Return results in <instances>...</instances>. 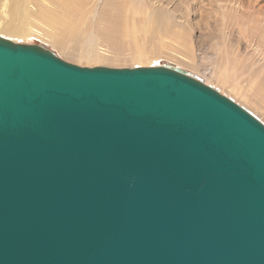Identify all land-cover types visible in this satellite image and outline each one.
Instances as JSON below:
<instances>
[{
  "label": "water",
  "instance_id": "95a60500",
  "mask_svg": "<svg viewBox=\"0 0 264 264\" xmlns=\"http://www.w3.org/2000/svg\"><path fill=\"white\" fill-rule=\"evenodd\" d=\"M0 264H264V124L174 66L0 37Z\"/></svg>",
  "mask_w": 264,
  "mask_h": 264
},
{
  "label": "rangeland",
  "instance_id": "374dc122",
  "mask_svg": "<svg viewBox=\"0 0 264 264\" xmlns=\"http://www.w3.org/2000/svg\"><path fill=\"white\" fill-rule=\"evenodd\" d=\"M223 1L226 0H88L80 15L73 19L77 25H74V21L70 24L76 28L70 27L73 30L70 33L63 26L60 32L57 26L42 15L47 12L58 13L59 8L50 0H0V37L21 44L45 46L65 61L81 67L174 66L203 80L206 85L251 112L264 124V94L258 90L264 74L256 78V72L250 69L244 58L255 57L254 62L261 59L236 26L239 21H247L245 16L234 12L229 14L230 44L234 46L240 42L239 49L243 56L241 62L238 61L234 66L231 63L229 69L222 55L211 48L212 42L206 38L208 33L219 30L220 17L217 10L224 4ZM122 3H132V6L140 4L139 8H144V13L124 10L120 6ZM245 3L251 5V0ZM149 16L152 18L151 30L146 25ZM122 21L132 23L140 33L131 31L128 35L121 34ZM14 28H22L24 34L11 35L5 31ZM88 43L91 49L97 51L94 55L101 59H77L71 56L75 52L77 55L85 52L88 46L84 44ZM253 43L258 44V41ZM261 64H258L259 67ZM225 67V70H230L231 84H223L221 81Z\"/></svg>",
  "mask_w": 264,
  "mask_h": 264
},
{
  "label": "bare ground",
  "instance_id": "6f19581e",
  "mask_svg": "<svg viewBox=\"0 0 264 264\" xmlns=\"http://www.w3.org/2000/svg\"><path fill=\"white\" fill-rule=\"evenodd\" d=\"M50 1L55 6H57L59 8V11H57L58 13H48L47 12L46 14L43 13L42 15L46 19H48L50 21V23H52L54 26H57V28L59 30L63 26L64 28L67 27L69 29L68 31L70 32V31H73V30H71V28L72 27L75 28L74 25H77V24H75V21L73 19H75L77 16L80 15L82 7L85 4V1H88V0H50ZM245 1L246 0H230L229 2L227 0L223 1L224 4L222 6H219V8L217 10V14L220 17L219 30L216 29L214 31V33H208L206 35L207 36L206 38H209V41L212 42L211 48L216 50L220 55H222V60H223L224 64L226 63L227 69H229L230 68L229 65H231V63L234 66L238 61L241 62L242 57H243L241 55L240 49H239L240 42L235 44L234 46H231V44H230V42L232 43V40H231L230 26H228L229 25L228 19L230 17L229 14H230V12H234L237 15L245 16V19H247V21L246 22L244 21L242 23L239 21L236 24V26H237L238 30L240 31L241 36L247 40V44H249V46L254 49L255 53L257 52V55L261 59L258 62L257 61L254 62L255 57H251V59H248L250 57L247 56V58H244V59H246V62H248V66L250 67V69L254 70L256 72L255 77L259 78V76L264 74V20H261V19H264V1L263 0L262 1L261 0H251V5H247L245 3ZM230 5L232 7H230ZM120 6H121V8H124V10H126V9L132 10V12H134V13H136V12L137 13L138 12L144 13V10H143L144 8H139L140 4L139 5L136 4V5L132 6V3H122V4H120ZM182 15L184 16L185 13H182ZM165 16L168 17V19H169V17L171 18V16H168V15H165ZM166 17H164V18H166ZM151 20H152V18L149 16L148 21L146 23V25L148 26L147 28L149 30L152 29ZM73 21H74V25H70L73 23ZM82 22H83V20H82ZM122 23H121V25H122L121 27L119 25L120 30L122 31L121 34L128 35L131 33V31L135 32V34H136V32L138 34L140 33V30H138V31L135 30V26L132 23L123 22V21H122ZM64 24H66V26ZM217 28H218V25H217ZM21 29L14 28V29H8L5 31L11 35H20L21 36L24 34V32ZM132 29H134V30H132ZM138 29H139V27H138ZM61 30H60V32H62ZM120 30H118V31H120ZM70 33H72V32H70ZM3 34H4V32H3ZM255 40L258 41V44L253 43ZM139 42H138V44H139ZM84 45L86 47L88 46L87 47L88 49L85 48L86 49L85 52H82L81 54L78 53V55H77V52H75L76 54L72 53L71 56H73L75 58L78 57L77 59H82V58H84V59H99L100 58V57H97L94 55V54H96L97 51L96 50L94 51V49H91L89 46L90 45L89 43L84 44ZM141 45H139V48L141 47ZM247 47H248V45H247ZM261 62H263V63L261 64ZM258 64H261L262 66L259 67ZM256 65H258V66H256ZM256 67H259V69ZM225 69H226V67L222 71L221 81L223 82V84L224 83L228 84V83H230V80L232 78L229 75L230 70H225ZM255 69H257V70H255ZM262 78H263V80L261 81V83H260L261 86L259 87L258 90H259V92H262L261 94H264L263 93L264 92V75ZM260 79H261V77H260ZM256 80H258V79H256ZM234 88H235V86H234ZM263 98H264V96H263Z\"/></svg>",
  "mask_w": 264,
  "mask_h": 264
}]
</instances>
